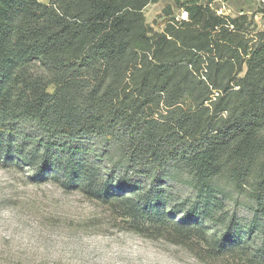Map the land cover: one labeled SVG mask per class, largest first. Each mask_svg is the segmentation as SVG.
I'll list each match as a JSON object with an SVG mask.
<instances>
[{"label":"trees","instance_id":"obj_1","mask_svg":"<svg viewBox=\"0 0 264 264\" xmlns=\"http://www.w3.org/2000/svg\"><path fill=\"white\" fill-rule=\"evenodd\" d=\"M158 1L0 0V167L47 171L205 262L264 264V33L251 45L248 16L201 0H169L189 19L157 32L144 10ZM83 140L120 151L130 173L184 169L196 201L169 205L162 177L116 181ZM224 176L257 201L245 225L211 184Z\"/></svg>","mask_w":264,"mask_h":264},{"label":"rangeland","instance_id":"obj_2","mask_svg":"<svg viewBox=\"0 0 264 264\" xmlns=\"http://www.w3.org/2000/svg\"><path fill=\"white\" fill-rule=\"evenodd\" d=\"M201 3L221 16H248L245 32L253 41L251 45L264 33V0ZM184 12L169 0L149 4L144 10L147 25L157 32H162L170 20L185 21ZM26 129L30 132L32 127ZM82 144L103 157L100 163L104 172L113 174L116 181L125 178L146 186L149 177H162L159 183L166 188L169 205L191 204L197 199L194 177L184 169L171 168L165 174L149 169L130 173L120 151L110 150L104 143L83 140ZM52 175L47 171L39 175L36 168L25 165L0 167V264H211L183 246L127 230L126 222L108 205L80 191L65 189L51 179ZM211 184L231 216L242 225L252 220L257 201L251 189L239 190L225 176ZM202 223L211 234H225L223 228L209 221Z\"/></svg>","mask_w":264,"mask_h":264},{"label":"built area","instance_id":"obj_3","mask_svg":"<svg viewBox=\"0 0 264 264\" xmlns=\"http://www.w3.org/2000/svg\"><path fill=\"white\" fill-rule=\"evenodd\" d=\"M182 19L185 20V21H188L189 16H188V13H187V12H184V13H183V17H182Z\"/></svg>","mask_w":264,"mask_h":264}]
</instances>
